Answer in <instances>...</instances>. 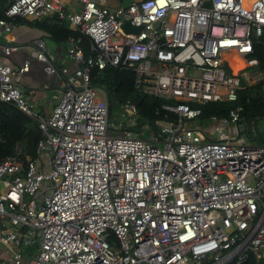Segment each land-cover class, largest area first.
Listing matches in <instances>:
<instances>
[{
  "label": "built area",
  "instance_id": "obj_1",
  "mask_svg": "<svg viewBox=\"0 0 264 264\" xmlns=\"http://www.w3.org/2000/svg\"><path fill=\"white\" fill-rule=\"evenodd\" d=\"M78 1L80 11L67 12L60 0H12L0 17L6 33L17 17H55L90 40L85 55L80 39H69L72 72L35 42L44 71L67 84L52 96L48 116L18 86L29 62H0V101L36 123V153L46 158L40 164L16 145L0 160L8 264H260L264 146L239 139V107L206 127L193 119L199 106L235 102L238 91L264 79L252 57L264 0H131L113 8ZM126 22L140 30L126 33ZM107 66L133 72L144 94L178 103L163 107L178 119L157 122L146 139L124 124L112 128L104 94L90 85L91 70ZM122 112L130 123L136 108L126 102ZM32 244L35 253L22 252Z\"/></svg>",
  "mask_w": 264,
  "mask_h": 264
},
{
  "label": "trees",
  "instance_id": "obj_2",
  "mask_svg": "<svg viewBox=\"0 0 264 264\" xmlns=\"http://www.w3.org/2000/svg\"><path fill=\"white\" fill-rule=\"evenodd\" d=\"M130 1L120 0L124 5ZM9 4L5 5V0H0V17L3 16ZM38 26L41 29H47L52 38L59 42L67 41L69 38H79L84 54H89L90 40L88 37L69 29L66 24L55 21L47 27L42 24ZM252 57L258 60L257 70L264 71V32L253 40ZM134 81V73L122 67L107 66L103 70L92 69L90 72V85L103 92L109 105V116L112 111L121 110L126 102L134 104L136 108V115L133 117L135 125L131 126L128 119L122 124L126 126L128 122L131 129L140 132L138 133L140 138H146L151 132L158 130L157 122L169 123L178 119L176 113L163 108L164 106H175L178 103L144 94L135 88ZM236 107L240 108L237 128L240 125L248 126L247 137L255 139L257 135L252 134L254 132L250 129V125H253L255 121H264V79L238 91L235 102H209L199 106L200 114L193 119V124L196 122V126L206 127L212 117H227L229 111ZM40 138L41 132L33 120L12 104L0 101V160L11 155L16 145L20 146L24 154L30 158L37 157L36 145ZM257 138L259 139L257 144L264 146V137L260 134ZM35 247H37L36 244ZM260 264H264V260Z\"/></svg>",
  "mask_w": 264,
  "mask_h": 264
},
{
  "label": "crops",
  "instance_id": "obj_3",
  "mask_svg": "<svg viewBox=\"0 0 264 264\" xmlns=\"http://www.w3.org/2000/svg\"><path fill=\"white\" fill-rule=\"evenodd\" d=\"M10 1L5 0V5L10 3ZM60 1L67 12H79L81 9V4L78 0ZM99 1L101 4L111 8L122 4L120 0ZM55 21L59 20L55 17H49L33 21L30 18L17 17L13 19L14 27L10 32H3L0 27V62L11 67H19L25 61L29 62L28 70L22 74L18 86L33 110L42 116L50 115L55 106L52 96L63 90L67 84L65 78L48 74L44 71L45 65L35 59V42H43L46 53L54 66L66 68L68 72H72L75 68L74 63L66 52L70 38L64 42L56 41L47 29H41L38 26V24H42L47 27V25L53 24ZM62 24H66L69 29L76 31L69 23L63 21ZM5 46H15L17 49L9 55H5L3 53V47ZM0 261L9 263V255L3 246H0Z\"/></svg>",
  "mask_w": 264,
  "mask_h": 264
},
{
  "label": "rangeland",
  "instance_id": "obj_4",
  "mask_svg": "<svg viewBox=\"0 0 264 264\" xmlns=\"http://www.w3.org/2000/svg\"><path fill=\"white\" fill-rule=\"evenodd\" d=\"M97 93H98L97 94L98 95V98H100V99L104 98L102 91L98 90ZM121 113H123L122 112V109L119 110L118 112L112 111V113L110 114V116H109V123H110V126L112 128L116 129L117 127L121 126V124L123 122H125L126 116H124V114L121 115ZM194 123L195 124H193V125L196 126L197 123L196 122H194ZM130 125L131 126H134L135 125V121L134 120L133 121H130ZM250 126H251L250 129L252 130V132H254V133H252L253 135L256 134L257 136H260V134H261L264 137V121H255L253 123V125H250ZM125 127H127L126 129L128 131H130V135L131 136L137 135L138 133H140V132H138V131H136L134 129H131L129 127V125H128V122H127V125ZM128 128H130V129H128ZM247 128H248V126H246V125H242V126L240 125V126H238V129L237 130H239L238 133H240V135H239L240 138L239 139L241 141H243L247 145H258L257 144V141L259 139L257 138V136H256V138L254 137L255 139L247 137L248 136L247 135V132H246ZM111 132L113 134H116L117 133L115 130H112ZM146 138H142V139H146ZM37 159L40 161V164H42L45 161L46 158H45L44 154L42 153L41 156H37ZM0 190H1V187H0ZM21 250H22L23 253H25V252L26 253H32V252L35 253L37 251V247H35L34 244H32L30 246H24V245H22L21 246Z\"/></svg>",
  "mask_w": 264,
  "mask_h": 264
},
{
  "label": "water",
  "instance_id": "obj_5",
  "mask_svg": "<svg viewBox=\"0 0 264 264\" xmlns=\"http://www.w3.org/2000/svg\"><path fill=\"white\" fill-rule=\"evenodd\" d=\"M122 28L126 33H128V32L137 33L140 30V28H135V27L130 26L128 22L124 23ZM108 107H109V105H108Z\"/></svg>",
  "mask_w": 264,
  "mask_h": 264
},
{
  "label": "bare ground",
  "instance_id": "obj_6",
  "mask_svg": "<svg viewBox=\"0 0 264 264\" xmlns=\"http://www.w3.org/2000/svg\"><path fill=\"white\" fill-rule=\"evenodd\" d=\"M240 67V64L237 62L235 65H233L234 70L238 69Z\"/></svg>",
  "mask_w": 264,
  "mask_h": 264
}]
</instances>
